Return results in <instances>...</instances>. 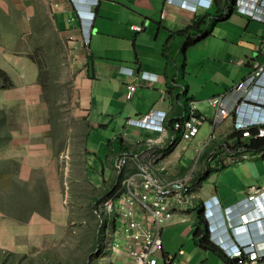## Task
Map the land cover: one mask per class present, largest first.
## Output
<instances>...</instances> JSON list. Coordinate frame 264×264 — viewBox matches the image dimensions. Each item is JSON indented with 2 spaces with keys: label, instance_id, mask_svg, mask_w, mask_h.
Returning a JSON list of instances; mask_svg holds the SVG:
<instances>
[{
  "label": "crops",
  "instance_id": "0c3cea01",
  "mask_svg": "<svg viewBox=\"0 0 264 264\" xmlns=\"http://www.w3.org/2000/svg\"><path fill=\"white\" fill-rule=\"evenodd\" d=\"M91 1L95 4V18L88 30L77 14L75 2ZM96 1L0 0L1 12L25 22L24 32L6 28V34L0 35V70L13 83L3 87L0 77L1 165H15L25 182H38V176L43 177L50 195V221L68 218L71 211L65 205L76 204V163L81 166L79 171L86 169V181L95 188L88 197L95 219L94 232L96 222L105 215L96 213L97 202L118 179V157L138 154L148 137L174 135L172 122L189 117L193 102L195 116L205 119L195 141L214 135L213 143L200 152L203 163L216 145L237 136L233 133V115L214 124L215 109L206 99L225 94L247 78L254 69V61L264 64V48H260L264 24L240 13L236 4L230 8L229 0H214L210 8L197 9L183 8L178 0ZM88 15L84 13L85 17ZM195 20L198 25L192 27ZM46 22L61 43L69 47L74 79L72 108L60 119L53 117L57 111L43 96L40 65L32 47L34 36L48 26ZM133 25L144 28L138 31ZM201 31L207 34L198 38ZM88 32L90 43L85 45ZM237 59L246 62L238 65L234 62ZM132 81H136L137 88L128 100L126 93ZM152 108L168 114L167 133L127 123V119ZM60 124L64 127H57ZM257 142H250L258 151L242 165L219 167L216 159L206 162L209 170L195 189L197 206H203L204 200L217 199L223 206H233L246 197L251 186L264 187V144ZM193 145L194 141L178 139L158 163V173L166 180L184 176L194 163ZM134 166L129 163L126 174L134 171ZM89 167L93 168V175L89 174ZM62 170L64 177L59 174ZM108 171L113 174L107 176ZM200 209L203 212V207ZM3 212L6 207L0 203V216L6 217ZM250 212L253 211L244 212L249 217L245 225L240 212L233 213L231 222L241 219L240 237L261 241L264 212H253L254 219ZM32 217L33 226L38 227L35 231L18 226V233L25 238L19 241L14 234L3 232L6 236L0 233V243L24 253L32 246L35 235L43 236L44 231L58 234L56 222H50L49 229L39 228L45 217ZM225 217L226 214L223 218L227 220ZM198 226L209 236L208 224L205 219H198L196 207L177 212L163 229L159 264H167L168 254L174 255L177 264H213L219 258L223 261L220 264H236L214 244H210V249L196 245L193 236ZM106 246L108 253L94 256V264L100 259L103 264H128L124 247ZM181 249L184 253L179 252Z\"/></svg>",
  "mask_w": 264,
  "mask_h": 264
},
{
  "label": "built area",
  "instance_id": "2783aa9c",
  "mask_svg": "<svg viewBox=\"0 0 264 264\" xmlns=\"http://www.w3.org/2000/svg\"><path fill=\"white\" fill-rule=\"evenodd\" d=\"M178 1L183 8H194L197 5L190 0ZM235 1L240 13L264 24V0ZM207 3L205 0L201 2L203 5ZM132 28L141 31L144 27L133 25ZM84 43L89 45L90 32ZM260 48H264V35ZM234 62L243 65L246 61L237 59ZM253 67L247 78L235 83L225 94L206 99L215 109L213 123L217 125L233 115V133L237 135L231 141L216 145L206 161L201 163L200 152L213 143L214 135L203 141H195L205 119L195 116L193 102L189 117L178 118L172 122L174 135L148 137L144 149L138 154L123 155L116 160L118 179L109 192L97 202L96 210L102 217L103 214L109 215L106 220L102 218V225L112 221L111 226L105 230L106 234L111 228L113 233L119 230L123 236L128 264H159V255L163 251V229L177 212L197 206L195 189L209 170L206 162L211 163L216 159L219 167L239 166L250 160L253 153L258 151L250 146V142L264 139V64L254 61ZM131 73L135 74L133 69ZM136 88V81L129 83L126 99L133 97ZM127 123L162 134L169 130L168 114L153 108L135 118L127 119ZM178 139L194 141V163L184 176L166 180L158 173L157 166ZM131 162L135 164V170L126 174V167ZM207 201L211 200L203 201V209ZM215 203L225 211L228 222H231L233 213L240 212L245 225L249 218L244 212H264V187L251 186L246 197L233 206H223L219 199L215 200ZM253 212L249 213L252 219L255 217ZM223 220L227 222L226 219ZM109 239L105 240V244L114 247V243ZM263 250L262 242L251 240L246 245H238L229 252V257L236 259V264H264ZM179 252L184 253L182 249ZM166 263L177 264L174 255H166ZM98 264H103V261L100 259ZM110 264L120 263L116 261Z\"/></svg>",
  "mask_w": 264,
  "mask_h": 264
},
{
  "label": "rangeland",
  "instance_id": "374dc122",
  "mask_svg": "<svg viewBox=\"0 0 264 264\" xmlns=\"http://www.w3.org/2000/svg\"><path fill=\"white\" fill-rule=\"evenodd\" d=\"M24 24L25 22H22L20 17L5 15L0 11V35L6 34L3 32L7 30L6 28L15 31L22 29L24 32ZM46 25L48 26L43 27L42 31L34 36L32 47L34 56L40 64V77L44 87L43 96L50 107L54 108L53 111H57L53 117L57 115L56 118L60 119L59 116L68 114V110L72 108L75 94L74 79L69 65V47L61 43L49 22H46ZM16 46H18L17 43ZM14 126L16 124H11V127ZM57 127H64V125L60 124ZM1 164L0 162V203L3 204L4 209L6 207V212H3L6 217L0 216V233L6 236L5 233L10 232L20 241L25 238V235H20L17 227L27 226L35 231L38 227L33 226L32 216L40 215L45 217L44 224L39 226V222H35L36 226L49 229L52 227L50 222H56L58 234H47L44 231L43 236L35 235L33 239L35 242L33 241L32 246L29 245L24 253L11 250V245L0 243V264H89L90 262L94 264V256H99L102 252L103 255L108 253L105 240L111 238L109 241H112L115 247L119 249L124 247L125 240L119 230L113 233L110 228L108 234L105 233L112 221L102 225L100 218V221L96 222L95 232L92 231L95 219L90 212L91 205L88 203V197L95 192V188L86 181V169L82 168L79 171L78 167L81 166L76 163V179H78L76 181V204L65 205V208L71 211L67 214L68 218L62 220L58 217L59 220L50 221V195L48 188L43 185V177L39 175L37 179L41 181L38 182H25L18 176V169L15 165ZM88 172L93 175V168L89 167ZM59 174L64 177L66 173L62 170ZM111 174L113 171L107 172V176ZM108 218L109 215L105 214L104 219ZM219 259L213 264L223 262Z\"/></svg>",
  "mask_w": 264,
  "mask_h": 264
},
{
  "label": "clouds",
  "instance_id": "9594fccd",
  "mask_svg": "<svg viewBox=\"0 0 264 264\" xmlns=\"http://www.w3.org/2000/svg\"><path fill=\"white\" fill-rule=\"evenodd\" d=\"M202 1L203 0H190V2L197 3L193 9H197L200 6L210 8L214 2V0H205L208 1L209 4L207 3V5H203L201 4ZM94 5V1L86 3L75 2L77 14L84 22L83 24L86 28H91L93 25L95 14L92 10V7ZM84 13H89V17H85ZM204 206L203 216L208 224L209 240L212 242V244H214V246L226 254L227 257L230 256L229 252H232L234 249H236L238 245H246L251 242L252 239H244L240 237L239 230L241 225L238 224L239 219H237L235 222H225L223 220L225 211L221 210L220 205L215 203L214 200L207 201ZM260 242H262L264 245V238ZM262 252H264V250ZM262 257L264 258V255H262Z\"/></svg>",
  "mask_w": 264,
  "mask_h": 264
},
{
  "label": "trees",
  "instance_id": "16d2710c",
  "mask_svg": "<svg viewBox=\"0 0 264 264\" xmlns=\"http://www.w3.org/2000/svg\"><path fill=\"white\" fill-rule=\"evenodd\" d=\"M229 1H230L229 7L232 8L233 5L236 4V1L235 0H229ZM202 19L204 20V18H202ZM196 25H198V20L194 21V24L192 25V27H195ZM205 34H207V31H203V32L201 31L200 35H198L197 37L200 38ZM0 77L3 79V83L1 84V86L10 87L13 85L10 78L1 70H0ZM262 144H264V139H261L260 141L257 142V145H262ZM201 207H202L201 204L196 206L197 217L200 220H204L203 212L200 209ZM193 240H194V243L196 245L200 246L203 249H210V244H212V242L209 240V237H208L206 230H202L200 226H198V228L196 229L194 236H193ZM225 257H227V256H225ZM227 258H229V257H227ZM231 261H232V259H231Z\"/></svg>",
  "mask_w": 264,
  "mask_h": 264
},
{
  "label": "bare ground",
  "instance_id": "6f19581e",
  "mask_svg": "<svg viewBox=\"0 0 264 264\" xmlns=\"http://www.w3.org/2000/svg\"><path fill=\"white\" fill-rule=\"evenodd\" d=\"M203 207V206H202ZM196 216V215H195Z\"/></svg>",
  "mask_w": 264,
  "mask_h": 264
},
{
  "label": "water",
  "instance_id": "95a60500",
  "mask_svg": "<svg viewBox=\"0 0 264 264\" xmlns=\"http://www.w3.org/2000/svg\"><path fill=\"white\" fill-rule=\"evenodd\" d=\"M236 260V259H235Z\"/></svg>",
  "mask_w": 264,
  "mask_h": 264
}]
</instances>
